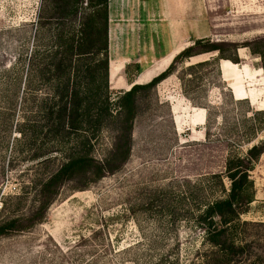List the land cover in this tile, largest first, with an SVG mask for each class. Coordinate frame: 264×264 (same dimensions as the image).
<instances>
[{
  "label": "rangeland",
  "instance_id": "374dc122",
  "mask_svg": "<svg viewBox=\"0 0 264 264\" xmlns=\"http://www.w3.org/2000/svg\"><path fill=\"white\" fill-rule=\"evenodd\" d=\"M168 2L154 0L149 23L161 29L162 44L169 21L177 45L225 41V55L238 60L236 86L247 98L237 99L234 82L224 78L219 52L180 61L177 72L140 97L128 161L91 183L82 176L65 181L41 210L42 180L69 156L53 151L46 129L31 139L33 128L23 120L41 114L21 105L14 80L24 73L43 0H0V226L19 218L0 236V264H187L207 248L196 218L199 195L220 194L210 175L224 173L230 155L264 140V0ZM205 60L211 63L187 70ZM11 64L16 68L7 72ZM110 91L116 98L123 90L110 83ZM113 139L111 128L103 130L98 158ZM250 174L254 201L240 215L238 238L249 246L236 262L264 264V153Z\"/></svg>",
  "mask_w": 264,
  "mask_h": 264
},
{
  "label": "trees",
  "instance_id": "16d2710c",
  "mask_svg": "<svg viewBox=\"0 0 264 264\" xmlns=\"http://www.w3.org/2000/svg\"><path fill=\"white\" fill-rule=\"evenodd\" d=\"M83 3L85 0H43L44 9L36 22L35 42L30 52H26L24 73L14 80L15 91L18 86L22 92L21 105L36 107L41 114L40 120H23L33 128L31 139L46 129L43 137L52 141L53 151L63 150L61 156H69L55 172L42 180L41 210L55 200L65 181L82 176L91 183L115 173L128 161L133 148L140 97L148 96L177 72L180 61L200 56L197 54L202 52H219V58L238 64L236 58L225 55V41L205 43L203 39H196L149 82H134L129 90H123L112 98L109 0H87L86 5ZM259 53L264 56L263 52ZM209 63L210 60H205L191 64L187 70ZM15 68L11 64L6 71L11 72ZM30 98L34 101L26 104ZM260 112L256 111V114ZM106 128L113 131V143L105 157L98 158L94 152L96 142ZM252 138L253 135L248 140ZM263 153L264 140H261L244 155H230L224 173L210 175L220 194L211 198L199 195L196 217L207 248L198 250L187 264H256L236 262V255L249 246V243L238 240L240 215L254 201V182L250 172ZM225 178L230 181V186H227ZM33 217L37 219V216ZM18 221L19 218H12L3 223L0 236L16 229Z\"/></svg>",
  "mask_w": 264,
  "mask_h": 264
},
{
  "label": "crops",
  "instance_id": "0c3cea01",
  "mask_svg": "<svg viewBox=\"0 0 264 264\" xmlns=\"http://www.w3.org/2000/svg\"><path fill=\"white\" fill-rule=\"evenodd\" d=\"M161 1L163 5V0ZM155 10L154 0H109V80L112 87L129 90L134 82H149L164 71L175 55L187 46L175 43L177 35L171 29L170 21L165 23L168 43L162 44L161 29L156 32L155 27L154 30L149 27V23L155 21L151 16ZM155 33L156 37L159 36L160 46L154 44ZM224 61L226 60H221L223 75ZM129 66H134L135 69L132 71ZM236 68L232 69L236 71ZM232 89L237 99L247 98L246 91L240 85L238 91L241 98H238L233 86Z\"/></svg>",
  "mask_w": 264,
  "mask_h": 264
},
{
  "label": "bare ground",
  "instance_id": "6f19581e",
  "mask_svg": "<svg viewBox=\"0 0 264 264\" xmlns=\"http://www.w3.org/2000/svg\"><path fill=\"white\" fill-rule=\"evenodd\" d=\"M227 62L225 64H223V69H224V78L228 79V80H232L234 82V88L237 92V96L238 98H241V94L238 91V87L235 84V77L234 74L236 71H234L232 68H236L237 66L234 64H230L231 62L226 60ZM232 70V71H231Z\"/></svg>",
  "mask_w": 264,
  "mask_h": 264
},
{
  "label": "built area",
  "instance_id": "2783aa9c",
  "mask_svg": "<svg viewBox=\"0 0 264 264\" xmlns=\"http://www.w3.org/2000/svg\"><path fill=\"white\" fill-rule=\"evenodd\" d=\"M2 206H3V203L0 200V213H1Z\"/></svg>",
  "mask_w": 264,
  "mask_h": 264
}]
</instances>
